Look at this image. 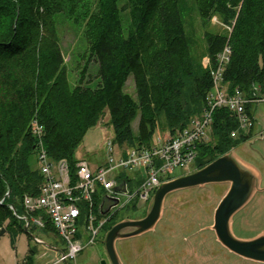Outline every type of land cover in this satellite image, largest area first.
<instances>
[{
	"label": "trees",
	"instance_id": "trees-1",
	"mask_svg": "<svg viewBox=\"0 0 264 264\" xmlns=\"http://www.w3.org/2000/svg\"><path fill=\"white\" fill-rule=\"evenodd\" d=\"M123 1L121 9L128 13L125 29L120 0H94L89 52L98 64L99 82L91 87L83 84L82 73L70 83L56 35V15L81 0H0V228L9 232L12 242L18 231L24 232V223L9 206L23 213V196L37 194L42 182L31 129L34 120L43 128L49 158L67 159L74 172L77 147L105 113L115 143L140 147L151 144L161 116L165 126L160 131L174 134L202 110L211 77L191 59L178 0ZM195 3L204 26L213 15L231 26L227 35L205 33L206 53L214 64L228 44L230 60L223 73L227 91L237 88L251 96L252 86L263 87L264 81V0ZM130 75L136 98L124 91ZM138 116L134 132L132 122ZM237 130L227 108L215 109L210 138L197 144L193 169L231 151L254 132ZM232 131H237L235 136ZM117 215L106 231L120 220ZM45 230L54 232L49 223Z\"/></svg>",
	"mask_w": 264,
	"mask_h": 264
},
{
	"label": "rangeland",
	"instance_id": "rangeland-1",
	"mask_svg": "<svg viewBox=\"0 0 264 264\" xmlns=\"http://www.w3.org/2000/svg\"><path fill=\"white\" fill-rule=\"evenodd\" d=\"M181 7L184 28L190 43L191 59L205 69L206 53L205 33L227 35L225 24L217 15H213L204 26L199 18L195 0H178ZM124 1L120 0V18L124 29L127 26L128 13L122 10ZM95 7L94 0H81L77 7H69L67 12L56 15V35L63 55L69 81L74 85L80 74H84L83 84L95 87L99 82L97 76L98 64L90 56L92 27L91 13ZM261 90H264L260 84ZM124 91L136 98L133 76L130 75L124 86ZM256 125L253 135L246 141L238 143L232 151L243 161L253 165L263 175L264 188V103L253 106ZM139 116L132 122L133 131H137ZM154 136L162 134L164 118ZM165 133V132H164ZM113 127L109 123V115L105 113L96 125L90 128L75 151L77 160H86L91 168L101 165L106 160V150L109 141H113ZM117 144V143H115ZM118 144L115 146V151ZM188 169L174 168L169 171V177H179L193 172ZM166 178L164 177L163 180ZM137 184L130 186L134 191ZM228 183L213 182L204 186H191L168 193L164 198V206L160 220L154 229L143 234L117 238L115 251L122 264H263L244 259L221 245L216 239L213 225L215 209L228 189ZM148 203L138 202L118 212L117 219H139L147 210ZM177 221V222H176ZM1 230V228H0ZM232 230L237 237L250 238L252 235L264 232V190H258L253 199L233 216ZM102 231L96 240L88 244V234L81 232L82 250L71 264H100L101 260L110 263L105 250ZM250 236V237H249ZM33 237L43 240L47 245L65 251V242L54 232L31 229L28 233L18 231L15 242H12L9 232L0 236V264H65L63 261L54 263L61 256L60 251L46 248L37 243ZM32 250V252L30 251ZM32 256L30 263L28 256Z\"/></svg>",
	"mask_w": 264,
	"mask_h": 264
},
{
	"label": "built area",
	"instance_id": "built-area-1",
	"mask_svg": "<svg viewBox=\"0 0 264 264\" xmlns=\"http://www.w3.org/2000/svg\"><path fill=\"white\" fill-rule=\"evenodd\" d=\"M223 25L229 33L231 26ZM230 53V46L225 44L216 55L214 64L209 57L206 58L204 66L209 70L212 86L198 116L192 117L174 134L166 131L154 136L148 146L128 147L117 143L115 151L117 144L109 141L105 162L95 168H91L86 160H78L75 171L71 172L67 159L52 161L44 148L42 126L36 120L32 122L37 168L42 182L37 194L23 196V213L18 214L12 206L9 207L27 224L29 231L45 230L49 223L54 233L65 242L63 255L54 263H66L76 257L84 246L80 237L83 230L88 234L87 243H93L102 231H108L104 227L120 210L135 207L138 202L148 203L162 182L174 178L168 176L169 171L177 167H193L197 144L210 138L215 109L227 108L240 131L247 133L255 127L253 106L264 103V90L254 84L249 97L243 96L237 88L231 94L227 91L223 73ZM237 131H232L231 135L235 136ZM258 138H263V134L259 133ZM134 184H137L135 190L131 191L129 187Z\"/></svg>",
	"mask_w": 264,
	"mask_h": 264
},
{
	"label": "water",
	"instance_id": "water-1",
	"mask_svg": "<svg viewBox=\"0 0 264 264\" xmlns=\"http://www.w3.org/2000/svg\"><path fill=\"white\" fill-rule=\"evenodd\" d=\"M228 183L229 187L219 201L211 229L216 239L228 251L248 260L264 264V232L251 238H240L232 230L233 216L242 209L260 190V174L251 164L243 161L234 151H229L212 162L191 173L162 182L148 202L145 215L139 219L123 218L113 224L105 234L104 245L111 264H122L116 251L115 240L143 234L154 229L163 212L165 196L177 189L204 186L208 183ZM14 211L15 208L12 206ZM23 231L28 233L27 224ZM5 233L1 228L0 236ZM37 243L49 249L60 251L33 237ZM63 255V251H60ZM65 263V262H64Z\"/></svg>",
	"mask_w": 264,
	"mask_h": 264
},
{
	"label": "flooded vegetation",
	"instance_id": "flooded-vegetation-1",
	"mask_svg": "<svg viewBox=\"0 0 264 264\" xmlns=\"http://www.w3.org/2000/svg\"><path fill=\"white\" fill-rule=\"evenodd\" d=\"M263 138H264V137H263ZM263 138H259V139H263ZM258 172H259V174H260V190H264V188H263V186H262V184H261L262 181H263V175H262V173H261L259 170H258ZM228 187H229V186H228ZM253 197H254V196H253ZM253 197H252V199H253ZM250 201H251V200H250ZM250 201H249V202H250ZM249 202H248V203H249ZM248 203H247V204H248ZM247 204H246V205H247ZM246 205H245V206H246ZM163 210H164V209H163ZM163 213H164V211L162 212V214H163ZM176 222H177V221H176ZM257 234H259V233H257ZM257 234H254V235H252L251 237H254V236L257 235ZM247 237H248V236H247ZM247 237H242V238H247ZM249 237H250V236H249ZM251 237H250V238H251ZM45 247H46V246H45ZM46 248H48V247H46ZM65 264H71V263L66 262ZM100 264H108V263H107L105 260H101Z\"/></svg>",
	"mask_w": 264,
	"mask_h": 264
},
{
	"label": "crops",
	"instance_id": "crops-1",
	"mask_svg": "<svg viewBox=\"0 0 264 264\" xmlns=\"http://www.w3.org/2000/svg\"><path fill=\"white\" fill-rule=\"evenodd\" d=\"M248 163V162H247Z\"/></svg>",
	"mask_w": 264,
	"mask_h": 264
}]
</instances>
